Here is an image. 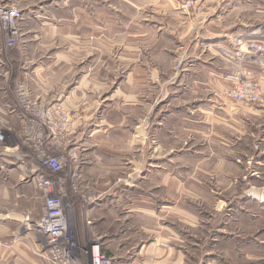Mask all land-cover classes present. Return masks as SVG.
<instances>
[{
    "label": "rangeland",
    "instance_id": "rangeland-1",
    "mask_svg": "<svg viewBox=\"0 0 264 264\" xmlns=\"http://www.w3.org/2000/svg\"><path fill=\"white\" fill-rule=\"evenodd\" d=\"M42 1L0 0V215L19 214L28 218L20 227L0 221V264H45L43 258H37V255L27 251L30 245L22 239L30 240L37 246L42 244L34 226L42 219L44 206L49 201L59 203L67 217L68 236L73 243L76 264H89V259L83 256V248L100 247L97 241L99 237L112 239L113 234L120 237L125 229L131 238L117 239H126L127 245L131 244L134 250H145L146 243L153 239L147 235L146 229L157 226L170 228L178 236L179 241L173 244L177 250H181L185 264H199L200 260L205 264V254L208 252V262L213 257L214 264H264V254L246 251L242 258L235 250L227 249L225 243L215 244L213 238L221 233L211 234L208 228L211 218L218 221L221 213L229 214L228 205L236 203V198L241 196L239 192L243 188L240 181L235 177L229 178L226 180L231 184L229 187L222 181L221 172L230 171L235 175L241 171L240 163L243 160L258 154L261 148L256 143V137L264 117L251 114L253 111L242 103L226 99L224 90L230 87L229 82L217 96L229 103V107L233 104L244 105V110L241 108L240 113L234 116L235 120L230 121L234 130H226V126L222 129L221 114L216 108L221 99L216 101V106L212 103L205 107V100H200L206 96L205 86L195 83L193 79L197 76L203 79L205 75L197 71L198 74L190 75V82L187 79L181 85L170 82L178 62L176 58L181 55L186 59L189 51L185 50L194 38L184 28L188 21L181 20V15L173 14L170 3H157V0H101L99 44L82 37L60 42L61 37L50 32L56 28L67 30V27H71L68 23L59 18L32 19L25 15L32 6H40ZM193 1L192 6L183 9L181 5L178 11L187 13L195 7L196 2ZM81 3L83 0L72 1L71 5L75 8L69 12L64 9V12L76 18V8ZM90 7L88 4L85 9L84 25H79L82 27L79 30L81 33H86L92 26ZM5 10H11L16 18L10 22L3 18ZM46 14L57 17L51 9ZM146 19L150 28L143 33L140 25ZM12 24L15 27H11ZM11 28L17 33L10 34ZM69 29L75 31L77 28ZM55 48L60 53H55L54 58H64L71 64L67 68L70 83L77 79L80 81L84 73L87 78L91 75L89 63L81 64L82 61H100V84L95 85V77L92 92L98 91L100 97L110 90L114 92L112 98L106 101L108 108L99 117L110 127L107 132L95 138L87 134L82 137L84 129L89 126L90 115L84 117L82 113H70L60 106H48L46 99L41 100L32 94L23 78H17L20 69L16 61L45 60L49 56L46 51ZM224 58L230 62L226 56ZM254 67L258 68L253 66L252 69ZM180 70L179 74L182 75L189 69L182 63ZM253 76L257 80L254 72ZM188 92L197 97V105L190 104L193 105L191 110L186 98ZM88 94L91 98L87 101L92 103L94 97L92 93ZM163 95L180 97L179 100H166L162 109ZM127 96L134 99L143 96V106H132L133 99L130 103L125 100ZM13 111L16 115H10ZM48 113L59 119L56 122L59 135L52 140L51 133L56 131L49 128V123L53 122ZM143 124L145 129L141 127ZM141 129L143 133H135ZM76 139L81 147L73 145ZM162 156L164 161L159 159V164H156L155 157ZM222 157H225L224 161L228 158V164L225 163L223 169ZM11 163H15V167ZM156 167L163 168L158 170V174L163 173L164 180L153 175L140 181L139 176L150 174L157 170ZM15 168L24 169L17 172ZM255 170L264 176V163ZM21 172L25 176H20ZM130 176L134 180L132 183ZM129 181L131 188L124 187ZM249 182L264 188V178ZM44 184H49L48 189H43ZM114 185L123 186L118 189H125L118 203L132 206L137 212L151 209L156 211V215H162L161 220L149 222L148 218L136 212L131 218H126L127 222L122 218L105 220L101 218L104 215L86 213L85 209L92 204L91 201ZM257 197L264 204V195ZM250 198L249 203H255ZM122 210L124 207L119 212ZM189 218L191 223L188 222ZM15 232L20 235L16 236ZM18 242L20 244L16 249ZM37 248L41 251L40 245ZM100 251L102 253L101 247ZM212 252L215 253L210 256Z\"/></svg>",
    "mask_w": 264,
    "mask_h": 264
},
{
    "label": "crops",
    "instance_id": "crops-1",
    "mask_svg": "<svg viewBox=\"0 0 264 264\" xmlns=\"http://www.w3.org/2000/svg\"><path fill=\"white\" fill-rule=\"evenodd\" d=\"M72 1L77 0H44L42 1L43 5L39 3L41 4L40 6H32V9H29L25 15L32 19L42 17V19L45 20L59 18L61 21L68 23V25L71 27H67V30L64 28H56L50 32V34L60 36V42L64 41L65 39H78L82 37L91 39L94 44L95 42L96 44H99L97 39H99L101 34V0H92V2L89 0H87V2L83 0V3L79 4V6L76 8V18H73L72 14H70L71 16L69 17V15H66L64 12V9L69 12V10L75 8L73 5H71ZM160 2L165 4L170 3L171 5L169 7L171 8V11H173V14L181 15V20L188 21L186 22L187 25L184 28H186V33L189 35L191 34L194 37L193 40H190V44L185 50L189 51L186 59L181 57V55L176 58L178 62L175 64L176 68L173 69L174 76L170 82L173 83V85H181L183 81H186L185 79H191V74H198L197 71H199V74L201 73L202 75H205V77L200 79L197 76L193 79L195 83L205 86L204 88L207 92L206 96L200 100H205V107H207V105L210 106L212 103L216 106V101L221 99V97L217 95L229 85L228 75L230 73L229 69L231 66L224 58V52H230L232 50L233 40L240 35L252 33L255 35V37L259 38V36L264 33V2L257 1V3L253 0H196L195 7L190 9L187 13H181L178 11L180 6L184 4V0H157V3ZM88 4L91 5L90 8L93 13L91 17L92 26L89 28L90 30H87L86 33H81L79 30L82 27L79 25L81 23L84 25V14ZM50 9L56 14L57 17L46 14V11ZM43 12L45 14L41 16ZM87 16V21L89 22V14H87ZM247 16H249L248 20L246 19ZM250 20L252 22H250ZM158 25L160 26V24L157 23V26ZM74 26L77 28L75 31L69 29ZM149 28L150 23L147 19L141 21V32L144 33L148 31ZM157 31L159 32V27H157ZM252 34L250 36L251 38L254 37ZM46 52L49 53V56L47 55L45 60L38 59L35 61H16V66H18V69H20L17 73V78H23L32 94L41 100L46 99L48 101V106H60L66 111H70V113H82L84 114V117L86 115H90L91 118L89 119V126L84 129L85 132L82 134V137L87 134L88 137L95 138L100 134L107 132L110 127L107 126L108 124L105 123V121H101L99 117L102 115L103 111L108 108L106 101L112 98L114 92L110 90L109 92L103 94V97L99 96L100 93H98V91L94 93L92 92L95 85L100 84V73L98 70V68L101 67L100 61L95 59H92L91 61H82L81 64L89 63V68L92 69L91 75L87 78L84 73L80 76V81L77 79L76 81L70 83L68 82L69 78L67 76L68 65H71L69 61L66 62L64 58H54L55 53H60V51H57V48ZM94 54L95 53L92 54V57H94ZM87 56L91 55L88 54ZM182 63H185V66H188L189 70H183L184 72L181 75L179 73H181L180 67ZM253 71L263 88V103L252 108H249L248 105L245 106L248 108V110L253 111L251 114L261 118L264 117V73L257 67H254ZM95 77L97 82H95L94 85L93 79ZM158 78L159 76L156 73V79ZM190 81L191 80H189V82ZM153 83L155 82L153 81ZM88 93H92L94 97L92 103L87 101L89 98H91ZM190 93H193V91H190ZM190 93H187L189 95L183 94V96L186 95V98L189 100L188 106L191 110L193 105L190 104L193 103L197 105V97L195 95H190ZM115 95H117L116 92ZM163 96L162 104L160 105L162 109L165 108L164 105L166 100H170L172 98H177V100H179L180 97L179 95H168V97L165 95ZM127 97L128 98L125 100L128 102L133 99V102H130L132 106H143V96H137L138 99H134L133 97L129 96ZM138 100H140V102ZM220 101L221 102L218 103V107L216 108L219 109L221 114V127L222 129H225L226 126V130H234L232 128L233 124H230V121L233 122L235 120L234 116H236L237 113H240L241 108L244 105L236 106V104H233L231 107H229V103L223 102L222 99ZM78 109H80L82 112H80ZM242 110H244V108H242ZM12 114L16 115L14 111L10 112V115ZM237 120H239V117ZM142 126L143 129L146 128L144 127V124L141 125V127ZM259 127L260 129L258 131V137H256V143L259 145L261 150L258 152V154L253 158L247 159L245 161L243 160L241 163L236 161V163L241 164V171H238L235 175L233 172H225L221 170L222 181L225 182V184H227L229 187L231 184L226 182V180L228 181L229 178L235 177V179L240 181L241 188H243L242 192H239L241 196L236 198V203L234 202L228 205L229 214L221 213V218H219L218 221H214V217L211 218V223H209V227L207 226L210 228L209 230L211 231V234L221 233L219 237L213 238L212 242L215 244L225 243L226 246H228L226 247L227 249H231V251L235 250V253L238 254V256L240 255L242 258L247 254L246 251L253 254H255V252H257L259 255L264 254V204L260 203L259 197H257L264 195V188L260 187V185L249 182L251 180L257 182L258 180L260 181L264 178L262 173H259L255 170L264 163V123ZM237 132L239 133V131ZM135 133H143V130L141 129L139 132L135 131ZM242 134L244 135L243 131ZM140 137L142 136L140 135ZM73 145L78 147L82 146L77 142V139ZM155 158L156 164H159V159L161 162L164 161L163 156L160 158ZM222 158L221 165L223 169L225 166L224 164H228V158H226V161H224L225 157ZM2 163L8 164L6 162ZM11 164L14 165L15 163ZM250 164L251 166H248ZM229 166H227L228 170ZM21 169L18 168L17 172L21 171ZM155 169H157L153 170L155 173H152V171L148 175L147 173H144L142 176L136 177H138L141 181L147 180L150 176L154 175L157 177V179L161 178L164 180L165 175L161 172V175L158 174V170H163V168L156 167ZM20 176H25V173L21 172ZM129 180H131V183L134 181L132 180L131 176L129 177ZM129 184L130 181L123 186L126 188H131V185ZM123 186L114 185L112 188L95 197L94 202L86 207V213H92L100 216L104 215V217L101 218H104L105 220L110 218L116 221L118 218H122L126 221L132 217L133 213L136 212L141 214L143 217L148 218V220H150L149 222L152 221L155 223L161 220L160 217L162 215H156V211L151 209H140L139 212H137L131 208L132 206L118 203V201H120V196L121 194H124L125 189L123 188V190H121L117 187ZM250 197L255 200V203H249L248 198ZM117 198L119 199L117 200ZM122 207H124V211L122 210L123 212H119V210L121 211ZM15 218H19V220ZM27 220V217H23L19 214L0 215V221L9 226L20 227L22 224H24L23 222H26ZM188 222L191 223L190 218L188 219ZM87 224L89 225L90 223ZM156 225H158V223ZM222 229L223 231H221ZM225 229L226 232H224ZM127 231L128 230L125 229L124 233L120 237L131 238V234ZM146 233L153 239L147 242L145 246L143 245L145 250H139V248L134 250L135 247H131V244H129V246L127 245L126 239L118 240L117 238L120 237H115L116 235L114 234L112 235L114 236L112 239L110 237L106 239L99 237V240L97 239V241L100 242L102 253L105 256L111 258L114 264H185V259L181 250H177L173 244L178 242L179 238L173 231L170 230V228L165 226H160V228L157 226L154 229L147 228ZM15 235L17 236L18 233L15 232ZM19 240L20 239H18V241ZM22 240L23 242L30 245L28 246L27 251L31 252L34 256L37 255V258H42L41 254L38 253L39 250L36 243L34 244V242L30 241L29 239L28 242L25 238ZM2 241L4 240H1V242ZM20 242L22 241L20 240ZM246 243L249 245H246ZM19 244V242L16 244V249ZM214 253L212 252L210 256L214 255ZM38 254H40V257ZM208 257L209 252L205 254V264H214L215 261L212 260L213 257H211V262H208ZM199 264H202L201 260Z\"/></svg>",
    "mask_w": 264,
    "mask_h": 264
},
{
    "label": "built area",
    "instance_id": "built-area-1",
    "mask_svg": "<svg viewBox=\"0 0 264 264\" xmlns=\"http://www.w3.org/2000/svg\"><path fill=\"white\" fill-rule=\"evenodd\" d=\"M193 4V0H187L182 8L186 9ZM3 15L9 22L16 18L11 10H5ZM8 15L11 17L8 18ZM13 26L12 24L11 27ZM9 30L12 35L17 33L12 28ZM251 34L236 37L232 43V50L224 52V56L228 58L231 65L228 75L230 87L224 90V97L252 106L263 101V88L261 83L254 79L252 67L258 66L264 73V33L259 38L252 34L254 39H247ZM51 116L53 124L49 123V128H54L56 132L51 133L49 130L52 136L50 140L59 135L56 126L59 119ZM60 128L62 129L61 125ZM72 157L75 158L74 155ZM42 186L45 190L48 189L49 184ZM91 202L93 203L94 200ZM68 226L67 217L59 203L47 202L44 206L42 219L34 226V231L38 232L42 239V244H39L41 251H39L45 264H76L72 251L73 243L68 236ZM82 251L83 256L89 259V264H114L111 258L101 253L99 246H91L89 249L83 248Z\"/></svg>",
    "mask_w": 264,
    "mask_h": 264
},
{
    "label": "bare ground",
    "instance_id": "bare-ground-1",
    "mask_svg": "<svg viewBox=\"0 0 264 264\" xmlns=\"http://www.w3.org/2000/svg\"><path fill=\"white\" fill-rule=\"evenodd\" d=\"M2 10V9H1ZM2 11H4V10H2ZM3 18H5V17H3ZM8 18H9V15H8ZM6 155V154H5Z\"/></svg>",
    "mask_w": 264,
    "mask_h": 264
}]
</instances>
